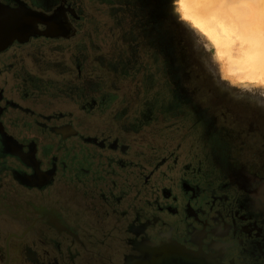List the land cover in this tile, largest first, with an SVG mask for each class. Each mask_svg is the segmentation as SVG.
<instances>
[{
	"label": "flooded vegetation",
	"instance_id": "flooded-vegetation-1",
	"mask_svg": "<svg viewBox=\"0 0 264 264\" xmlns=\"http://www.w3.org/2000/svg\"><path fill=\"white\" fill-rule=\"evenodd\" d=\"M20 5L63 22L52 31L37 23L11 43L0 41V189L20 197L0 201V214L14 227L0 264H128L169 244L219 264H264V183L249 188L256 203L250 206L175 152L141 160L132 142L86 131L87 117L103 103L75 100L79 108L50 114L25 104L31 98L36 105L50 87L58 98L57 79L46 81L48 71H40L41 45L56 48L78 25L67 0H0V12ZM20 54L30 55L36 70Z\"/></svg>",
	"mask_w": 264,
	"mask_h": 264
},
{
	"label": "rangeland",
	"instance_id": "rangeland-1",
	"mask_svg": "<svg viewBox=\"0 0 264 264\" xmlns=\"http://www.w3.org/2000/svg\"><path fill=\"white\" fill-rule=\"evenodd\" d=\"M67 1L77 30L56 48L41 45L40 71H48L42 74L46 81L57 79L52 86L58 98L50 87L36 105L31 98L25 104L50 114L79 108L80 99L103 103V110L96 105L87 117L86 131L102 129L132 142L141 160L155 151L175 152L179 162L193 161L214 184L228 183L233 198L256 204L248 190L264 183V86L226 79L212 43L181 18L177 0ZM21 56L36 70L30 55ZM64 86L69 95H59ZM4 188L1 202L19 201ZM0 215L2 262L14 227Z\"/></svg>",
	"mask_w": 264,
	"mask_h": 264
},
{
	"label": "bare ground",
	"instance_id": "bare-ground-1",
	"mask_svg": "<svg viewBox=\"0 0 264 264\" xmlns=\"http://www.w3.org/2000/svg\"><path fill=\"white\" fill-rule=\"evenodd\" d=\"M190 8L203 25V31L198 29L212 43L216 57L218 51L222 53L217 59L224 76L227 73L230 80L242 84H259L254 81L264 73V24L258 8L233 11L227 6L196 3H190Z\"/></svg>",
	"mask_w": 264,
	"mask_h": 264
},
{
	"label": "water",
	"instance_id": "water-1",
	"mask_svg": "<svg viewBox=\"0 0 264 264\" xmlns=\"http://www.w3.org/2000/svg\"><path fill=\"white\" fill-rule=\"evenodd\" d=\"M9 13H2L5 19H30L34 21L31 27H34L37 23H44L47 25L48 31L55 30L54 22L59 20L62 24V18L60 15H47L42 11H36L25 5H20L18 7H10ZM25 30H19L11 34H5L4 41L8 44L14 39L20 37V35ZM128 264H219L202 254H194L188 252L185 248L177 245L169 244L161 247H153L148 250L144 256L136 257L130 260Z\"/></svg>",
	"mask_w": 264,
	"mask_h": 264
},
{
	"label": "snow or ice",
	"instance_id": "snow-or-ice-1",
	"mask_svg": "<svg viewBox=\"0 0 264 264\" xmlns=\"http://www.w3.org/2000/svg\"><path fill=\"white\" fill-rule=\"evenodd\" d=\"M179 5L177 11L180 12L181 18L185 21H191L197 28L204 30L203 25L195 18L192 14L190 8V3L204 4L219 7H229L231 10H236L239 8L243 9H254L258 8L262 24H264V0H177ZM34 24V21L30 19L14 20L5 19L3 15H0V41L3 40L5 34H11L22 29L30 28ZM54 26H61L59 20L54 22ZM262 37H264V32H262ZM219 47V45H218ZM217 57H222L221 52H217ZM225 78H228L226 73ZM254 82L264 85V73L255 80ZM233 83H236L233 80Z\"/></svg>",
	"mask_w": 264,
	"mask_h": 264
},
{
	"label": "crops",
	"instance_id": "crops-1",
	"mask_svg": "<svg viewBox=\"0 0 264 264\" xmlns=\"http://www.w3.org/2000/svg\"><path fill=\"white\" fill-rule=\"evenodd\" d=\"M261 86H264V85H261Z\"/></svg>",
	"mask_w": 264,
	"mask_h": 264
}]
</instances>
